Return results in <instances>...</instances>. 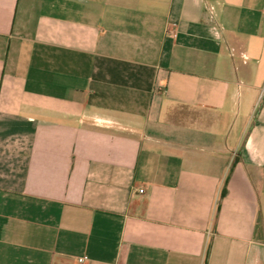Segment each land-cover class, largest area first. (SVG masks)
<instances>
[{
  "label": "crops",
  "instance_id": "0c3cea01",
  "mask_svg": "<svg viewBox=\"0 0 264 264\" xmlns=\"http://www.w3.org/2000/svg\"><path fill=\"white\" fill-rule=\"evenodd\" d=\"M0 264H264V0H0Z\"/></svg>",
  "mask_w": 264,
  "mask_h": 264
},
{
  "label": "built area",
  "instance_id": "2783aa9c",
  "mask_svg": "<svg viewBox=\"0 0 264 264\" xmlns=\"http://www.w3.org/2000/svg\"><path fill=\"white\" fill-rule=\"evenodd\" d=\"M140 192L143 193L144 191L141 190ZM86 260H87V257L80 258V259H79V262H80V263H83V262H85Z\"/></svg>",
  "mask_w": 264,
  "mask_h": 264
}]
</instances>
